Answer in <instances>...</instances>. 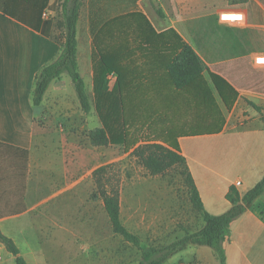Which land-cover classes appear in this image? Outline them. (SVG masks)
I'll use <instances>...</instances> for the list:
<instances>
[{"label":"crops","instance_id":"0c3cea01","mask_svg":"<svg viewBox=\"0 0 264 264\" xmlns=\"http://www.w3.org/2000/svg\"><path fill=\"white\" fill-rule=\"evenodd\" d=\"M99 2L86 0L88 7L92 3L97 7ZM59 3L0 0V144L28 154L22 170L11 166L10 157L0 161V230L14 241L27 264H137L139 251L113 230L93 172L131 157L141 145L159 144L185 159L204 210L214 216L225 213L230 207L226 200L230 187L243 194L264 176V67L254 63V57L264 53L245 55L241 66H206L200 77L178 90L166 66L184 43L202 59L195 45L175 33L157 32L146 39L127 36L113 48L112 56L103 55L107 36L100 29L105 23H97L94 30L88 19L82 31L78 18L76 62L85 89L87 83L92 89L96 75L99 80L97 60L109 59L115 73L112 89L109 84L107 88L108 93L113 91L112 99L102 97V104H113L112 134L105 124L96 126L106 129L110 143L90 144L88 133L96 127L89 129V118L80 108L76 116L80 130L74 133L84 131L87 145L71 140L73 132L60 135L55 151L62 163L50 168L48 190L32 192L29 183L37 140L47 133L38 122L36 108H41L40 113L51 112L54 120L73 118V114L63 115L69 107L63 85L80 107L64 74L49 85L41 104L33 105L37 73L60 53L59 44L51 37L52 25L43 18L44 12L50 16ZM254 3L262 14L248 23L264 28V6L259 0ZM138 47L143 48V56ZM137 66L143 67L140 74ZM212 76L225 83L221 86L225 101ZM191 123L210 129L183 130ZM110 145L113 153L105 162L104 148ZM150 177L149 183L139 182L119 191V220L125 230L145 248L170 243L199 229L202 218L180 172ZM23 245L32 256L29 261L21 252ZM224 253L225 264H264V194L232 222ZM0 264H15L1 243ZM163 264L220 263L212 249L190 245Z\"/></svg>","mask_w":264,"mask_h":264},{"label":"rangeland","instance_id":"374dc122","mask_svg":"<svg viewBox=\"0 0 264 264\" xmlns=\"http://www.w3.org/2000/svg\"><path fill=\"white\" fill-rule=\"evenodd\" d=\"M242 0H101L100 4L92 3V6L88 7L83 2V7L80 11L79 27H83L84 31L88 19L91 20L94 30L97 29V23H105L104 27L100 30H104L106 38V48L103 55L112 56L113 48L116 47L120 40L127 36L142 37L146 39V36H150L157 32L162 33H175L181 40L183 37L196 46L200 52L204 63L207 68H223L226 65L244 64L246 61L244 56L253 53H264V28L255 27L248 23V16L246 7ZM61 2L57 5L50 14L48 22L52 25V34L54 37H59L63 28H58V23L62 20L61 15ZM138 2L136 5L135 3ZM240 10L245 14V20L239 25L230 24L228 22L221 21L219 16L225 11ZM254 17V16H253ZM101 34V32H100ZM96 44L101 46L99 40H96ZM140 43L139 45H142ZM145 44V43H144ZM140 47L138 51L141 53ZM102 52V51H99ZM101 56V55H99ZM242 56V58H240ZM264 55H258L256 57H262ZM254 57V63L255 58ZM101 58V57H100ZM236 58V59H235ZM104 62L108 63L111 67L112 63L109 59L102 61L97 60L96 66L98 70L102 71L104 68ZM257 66L264 67L263 64H256ZM136 72L140 74L143 67H135ZM112 72V70H111ZM115 74V73H114ZM64 75H67L64 73ZM115 76V75H114ZM69 88L71 87L73 93L74 88L71 84V80L68 76ZM97 77V75H96ZM93 79V87L89 90V86L86 78V92L88 93L91 101V111L87 113L89 118V129L102 125L106 122V126L110 135L112 134V101L109 105L101 110V114L96 109V84ZM112 89V82L108 83ZM90 85V84H89ZM62 90L65 91V100L68 102L69 107L66 108L63 115L73 114V118H62L54 120V115L51 112L46 111L40 113L41 108H36V115L38 122L47 129V133L42 135L37 140L36 147L38 153L36 160L33 162V178L29 183L30 191L32 192H44L48 190V180L50 174V168H56L62 163L61 158L56 154L55 148L59 147L60 135H66L67 131L76 132L80 130L79 110L80 107H76L72 102L71 96L67 91L66 86H62ZM112 99V94L109 97ZM57 116V114H55ZM104 116V120L102 119ZM199 130L198 132H205L210 128L205 125H197L191 123L186 125L183 130ZM196 132V131H195ZM79 146H86L87 141L84 135L77 134L72 137ZM59 149V148H58ZM112 145L105 147L104 161L107 162L108 158L113 153ZM109 169L106 173V185L107 187H128L132 184L139 182L149 183L152 177L140 167L132 157H126L119 162L107 164ZM22 254H25L26 258L31 260L32 256L27 255L28 250L25 245L21 247ZM24 256V255H23ZM139 259V258H138Z\"/></svg>","mask_w":264,"mask_h":264},{"label":"trees","instance_id":"16d2710c","mask_svg":"<svg viewBox=\"0 0 264 264\" xmlns=\"http://www.w3.org/2000/svg\"><path fill=\"white\" fill-rule=\"evenodd\" d=\"M259 1L264 6V0ZM241 2L248 5L246 10L249 23L253 22V16L262 14L261 9L254 3V0H242ZM81 4L82 0H62L61 2L62 20L58 23L57 27L63 28V31L59 37L51 36L59 44L60 53L54 62L44 66L35 77L33 105L36 107L41 104L49 85L53 81L60 80L61 76L65 73L69 76L73 84L82 112L87 114L91 109L85 84L78 73L76 62V25ZM166 69L174 87L181 90L190 85L206 71V64L191 46L184 43L167 64ZM111 70L112 68L108 63L104 62V68L101 71L95 87L97 92L96 109L100 114L101 110L105 107L102 104V97L108 100L113 92H107L108 76L113 73ZM212 79L218 88L220 96L225 101L222 88L226 86L225 83L214 76H212ZM248 104L259 112V108L256 105L251 102ZM102 119H105L104 116H102ZM261 120L264 122L263 117H261ZM104 124L106 125V122ZM88 138L92 146H107L110 143L107 131L102 127H96L90 130ZM7 157H10L9 161L15 170L26 168L28 162L27 152H22L18 149L0 144V161ZM131 157L149 176L164 175L174 170L179 171L202 218V225L199 229L186 233L170 243L143 248L138 239L128 233L120 223L118 203L119 186L107 187L106 185V173L108 171L107 169L110 168L109 165L97 168L93 172L97 194L103 201L113 230L124 236L126 240L132 242L137 247L139 251L137 264H163L170 256L184 250L190 245L205 246L212 249L219 263L225 264L224 243L228 239L230 225L264 194V176L257 184L243 194H240L234 187H230L226 194V200L230 205L229 209L221 215L214 216L204 210L186 161L179 153L159 144H145L137 147L131 153ZM0 243L14 257L15 264H27L14 241L5 236L1 230Z\"/></svg>","mask_w":264,"mask_h":264},{"label":"built area","instance_id":"2783aa9c","mask_svg":"<svg viewBox=\"0 0 264 264\" xmlns=\"http://www.w3.org/2000/svg\"><path fill=\"white\" fill-rule=\"evenodd\" d=\"M223 14H231L230 16H231L232 19H223V17H224ZM43 18L46 19V20H48L49 15H48L47 12H44V13H43ZM219 18H220L221 21L228 22V23H230V24H234V25H239V24H241V23L244 22V20H245V14H244L243 11H240V10H235V11H225V12H222V13L220 14ZM262 57H264V56H262ZM258 58H260V57H256V58H255V63H256V64H263V63H259V62H258ZM263 65H264V64H263ZM114 79H115L114 74H113V73L110 74V75L108 76V83L113 82ZM239 185H240V183H236V186H239Z\"/></svg>","mask_w":264,"mask_h":264},{"label":"bare ground","instance_id":"6f19581e","mask_svg":"<svg viewBox=\"0 0 264 264\" xmlns=\"http://www.w3.org/2000/svg\"><path fill=\"white\" fill-rule=\"evenodd\" d=\"M230 15L231 14H223V16H224L223 19H232ZM258 62L264 64V57L258 58Z\"/></svg>","mask_w":264,"mask_h":264}]
</instances>
